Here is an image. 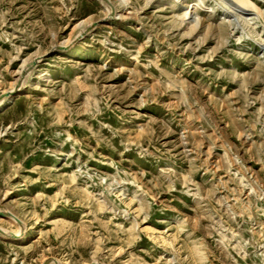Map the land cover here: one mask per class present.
<instances>
[{
  "label": "rangeland",
  "instance_id": "rangeland-1",
  "mask_svg": "<svg viewBox=\"0 0 264 264\" xmlns=\"http://www.w3.org/2000/svg\"><path fill=\"white\" fill-rule=\"evenodd\" d=\"M109 1L0 0V264H264V0Z\"/></svg>",
  "mask_w": 264,
  "mask_h": 264
},
{
  "label": "bare ground",
  "instance_id": "bare-ground-1",
  "mask_svg": "<svg viewBox=\"0 0 264 264\" xmlns=\"http://www.w3.org/2000/svg\"><path fill=\"white\" fill-rule=\"evenodd\" d=\"M99 2L101 3L102 7L106 11V13L108 15L107 18H111L115 15L114 11L112 9V4L109 0H99ZM246 2H247V0H233L232 4L234 6H236V8L238 7L239 10H242V12H245V11H247V9L243 8L241 5L244 3L246 4ZM198 5H199V3H195L193 6L188 5V7L185 9V12L183 13L182 17H186L187 15L191 14L193 7H196ZM245 6H247V5H245ZM249 7L253 8L252 5H249ZM240 14H242V13H240ZM92 29L93 28L91 25H87L86 27H84L83 30H81L80 34L78 33L79 35L76 36V39L82 38L84 35H86L89 32V30H92ZM32 63L33 62H30V63H27L24 65L23 69L20 71L19 77L16 78L18 84H16V86L14 88H12L11 91L7 92L9 94V96H7L5 98H0V107L2 105H4L7 101L12 100L14 98H17L19 96V93H20L19 82L22 80L24 73H26L28 71L27 68H29V69L32 68ZM26 69H27V71H25ZM2 215L4 217H6V219H9L15 223V219L9 213L7 214L6 212H3Z\"/></svg>",
  "mask_w": 264,
  "mask_h": 264
}]
</instances>
